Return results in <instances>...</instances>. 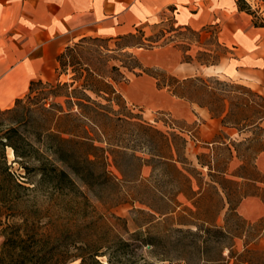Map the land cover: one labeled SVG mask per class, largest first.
<instances>
[{
  "label": "rangeland",
  "instance_id": "1",
  "mask_svg": "<svg viewBox=\"0 0 264 264\" xmlns=\"http://www.w3.org/2000/svg\"><path fill=\"white\" fill-rule=\"evenodd\" d=\"M254 1L264 8V0ZM195 39L170 21L119 40L78 38L63 51L55 79L36 85L11 110H0V136L16 127L27 142L53 158L44 148V129L53 126L57 117L52 114L59 116L56 128L65 130L59 133L70 141L57 165L68 168L67 162L76 170L75 197L87 198V213L95 208L111 220L112 215L121 218L113 231L131 243L127 249L134 250L135 264H264V217L259 219L264 209L248 199L233 210L221 187L233 194L234 202L239 191L253 190L235 175L253 170L264 149L263 91L225 77L180 80L154 71L161 83L204 104L216 124L196 105L154 108L149 95L135 103L126 93L138 82L139 48L169 44L184 49ZM206 46L211 49L197 57L213 61L218 52ZM87 70L96 92L82 87ZM149 70L153 73V67ZM72 88H77L76 97L68 99ZM5 154L13 169L23 173L13 163L10 147ZM28 161L37 163L35 158ZM47 203L39 193L20 207Z\"/></svg>",
  "mask_w": 264,
  "mask_h": 264
},
{
  "label": "crops",
  "instance_id": "2",
  "mask_svg": "<svg viewBox=\"0 0 264 264\" xmlns=\"http://www.w3.org/2000/svg\"><path fill=\"white\" fill-rule=\"evenodd\" d=\"M256 2L0 0V109L13 107L27 94L32 81L55 79L57 58L74 40L84 36L119 40L139 29L170 21L187 30L195 42L191 40L184 49L169 44L139 48L138 82L126 93L135 103L139 96L149 95L154 108L196 105L216 124L204 105L174 94L154 71L180 80L197 75L225 77L264 93V8ZM207 44L213 47V53L218 52L213 61L197 57L211 49ZM151 80L153 85L148 84ZM253 165L257 193L242 197L236 211L248 199H255L264 209V149L257 153Z\"/></svg>",
  "mask_w": 264,
  "mask_h": 264
},
{
  "label": "trees",
  "instance_id": "3",
  "mask_svg": "<svg viewBox=\"0 0 264 264\" xmlns=\"http://www.w3.org/2000/svg\"><path fill=\"white\" fill-rule=\"evenodd\" d=\"M63 51L57 58L58 63ZM137 61L136 66L141 69L139 60ZM91 75L87 70L82 87L96 92V88L89 83ZM171 78L175 79L173 76ZM96 82L110 87L102 80ZM36 85L42 86L44 83L42 80L32 81L27 93L32 92ZM164 85H168L174 94L198 103L176 89V86H171L167 82ZM56 87L61 89L67 85L57 84ZM76 91L77 88L69 90L67 98L76 97L74 95ZM20 100L21 98L17 99L14 106ZM13 107L0 110H11ZM42 108L50 111L44 106ZM68 114L64 115L68 117L70 116ZM52 116L57 118L54 119L53 126L44 129L47 137L44 148L53 154V158H49L27 142L16 127L9 130L11 134L0 136V264H70L76 260L77 264H135L134 250L127 249L131 243L113 231L116 220L121 218L112 215L111 220L106 215L98 213L95 208L87 213L89 206L87 198L82 195V200L76 199L77 188L72 177L76 170L67 162L68 168L60 167L56 163L57 160H63L61 153L64 151V144L69 142L70 138L60 135L65 130L56 128L59 116L54 114ZM6 147L12 149L13 163L20 164L23 173H17L12 164H9L5 154ZM32 158L37 159L36 164L29 163L28 160ZM87 161L94 162L90 159ZM252 167L253 170L247 174L235 175L245 181L239 183L253 189L239 191L237 201L234 202L233 194L227 192L221 185L228 196V203L233 205V210H236V205L242 197L257 193L258 177L254 165ZM245 169L248 170L247 167ZM105 174L108 172L105 171ZM39 193L45 194L48 198L45 207L32 206L25 209L20 207ZM77 216H80L81 222L77 221ZM103 257L106 258L105 261L102 260Z\"/></svg>",
  "mask_w": 264,
  "mask_h": 264
},
{
  "label": "bare ground",
  "instance_id": "4",
  "mask_svg": "<svg viewBox=\"0 0 264 264\" xmlns=\"http://www.w3.org/2000/svg\"><path fill=\"white\" fill-rule=\"evenodd\" d=\"M77 262H78V260L74 261V263H77Z\"/></svg>",
  "mask_w": 264,
  "mask_h": 264
}]
</instances>
